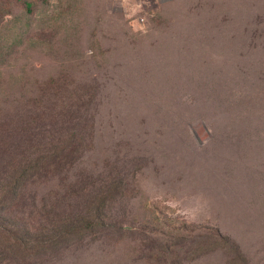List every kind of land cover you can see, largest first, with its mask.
<instances>
[{"label": "rangeland", "instance_id": "obj_1", "mask_svg": "<svg viewBox=\"0 0 264 264\" xmlns=\"http://www.w3.org/2000/svg\"><path fill=\"white\" fill-rule=\"evenodd\" d=\"M9 1L0 196L68 147L27 170L5 217L32 239L94 225L25 264H264V0ZM204 235L219 245L185 255Z\"/></svg>", "mask_w": 264, "mask_h": 264}, {"label": "trees", "instance_id": "obj_2", "mask_svg": "<svg viewBox=\"0 0 264 264\" xmlns=\"http://www.w3.org/2000/svg\"><path fill=\"white\" fill-rule=\"evenodd\" d=\"M25 4L27 7L30 6L29 2H25ZM10 5L9 0L0 1V10H2V13L0 14V24L5 21L3 18L4 15L8 14V12L3 9H10ZM67 147L68 146H65L58 151V148L56 149V147H49L41 150L42 152L37 156H34L30 163L23 164V166L20 167V171L16 176L9 179L6 190L0 196V252L7 256L8 264H11V262H13V264H25L29 262L28 259H38L48 252L57 250L60 247L67 246L74 241H77L76 239L85 235L87 229L94 227L90 220L92 214L89 216L84 215L76 220L69 219L53 224L50 222L49 224L51 225L49 227L46 226L44 229L43 227H40L41 230L36 233L35 238L32 239L31 236H29L25 225L10 221L7 219L8 217H5L14 207L16 198L21 192L24 183L23 177L26 175L27 170L41 169V171H48L50 169H55L63 162L65 158L64 150ZM118 189L119 184H114L110 189V192H107L108 195H105L101 200H94L93 209L95 211L98 210L95 217L99 218L102 215V210L106 205V201L110 200L109 198L115 197ZM43 217L47 218L44 215ZM133 230V227L127 226H123L122 229L123 232H132ZM204 237V241H197L189 250L186 249L185 255L194 253V255L197 256L210 251L220 243L208 235H204ZM169 245L171 246L173 244ZM160 250L166 253L164 255L171 254L175 257L174 252L168 247H163V249Z\"/></svg>", "mask_w": 264, "mask_h": 264}]
</instances>
